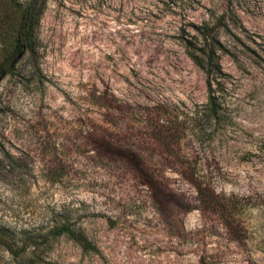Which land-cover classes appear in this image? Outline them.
<instances>
[{
  "label": "rangeland",
  "instance_id": "374dc122",
  "mask_svg": "<svg viewBox=\"0 0 264 264\" xmlns=\"http://www.w3.org/2000/svg\"><path fill=\"white\" fill-rule=\"evenodd\" d=\"M11 1L39 18L0 81V264H264V0ZM193 36L230 74L218 123Z\"/></svg>",
  "mask_w": 264,
  "mask_h": 264
},
{
  "label": "trees",
  "instance_id": "16d2710c",
  "mask_svg": "<svg viewBox=\"0 0 264 264\" xmlns=\"http://www.w3.org/2000/svg\"><path fill=\"white\" fill-rule=\"evenodd\" d=\"M15 7H18V5L14 1L0 0V42H5L8 32L15 33L14 36H10L12 42L7 57L0 63V81L5 75L13 71L15 60L32 45L34 29L39 18L37 4L31 2L21 10L18 19L12 22L13 13L11 14L9 9H15ZM185 49L187 55L206 75L208 100L203 104V111L200 110V112H203V116L213 119L216 123L221 122L225 115L224 93L230 74L224 70L219 48L215 46V39L211 36H193V40H185ZM181 174L192 183H195L201 200L203 197L210 195L207 188H203L202 182H199L200 179L191 166H183ZM154 177L152 174H146V184L153 191L156 188ZM52 234L67 235L77 241L84 249H97L83 232L75 230L67 222L57 224ZM9 250L14 252L11 247H9Z\"/></svg>",
  "mask_w": 264,
  "mask_h": 264
}]
</instances>
